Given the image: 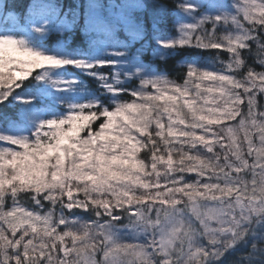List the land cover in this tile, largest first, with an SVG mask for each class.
Here are the masks:
<instances>
[{"label":"snow or ice","instance_id":"1","mask_svg":"<svg viewBox=\"0 0 264 264\" xmlns=\"http://www.w3.org/2000/svg\"><path fill=\"white\" fill-rule=\"evenodd\" d=\"M262 101L264 0H0V264H264Z\"/></svg>","mask_w":264,"mask_h":264},{"label":"trees","instance_id":"2","mask_svg":"<svg viewBox=\"0 0 264 264\" xmlns=\"http://www.w3.org/2000/svg\"><path fill=\"white\" fill-rule=\"evenodd\" d=\"M217 55H219V60L225 62H227L230 58V54H228L226 50H200L196 48L178 49L173 51L172 54L169 56L167 64L160 65V70L167 72L166 75H168L170 79L177 80L180 79L185 73L186 64L184 59L188 60L196 58L198 56L200 59H205L207 57L210 60H214ZM76 75L83 77V74L79 71L76 72ZM25 84H27V82H25ZM88 86L93 89L95 88V85L92 84L90 81H88ZM17 91H20V89H17ZM75 96L79 97L78 95ZM262 103H264V101H262ZM11 130L13 131L15 129H8V131L10 132ZM24 205L30 208V205Z\"/></svg>","mask_w":264,"mask_h":264},{"label":"rangeland","instance_id":"3","mask_svg":"<svg viewBox=\"0 0 264 264\" xmlns=\"http://www.w3.org/2000/svg\"><path fill=\"white\" fill-rule=\"evenodd\" d=\"M257 2H260V0H257ZM175 35H178V33H173ZM189 61H195L199 67H201L202 69H205V70H212V69H215V68H220L222 67V65L219 63V61H216L215 59L213 60H210L208 59L207 57L204 59H200L198 56L196 58H192V59H188ZM186 64V63H185ZM187 69H185V72H186ZM185 74V73H184ZM169 78V77H168ZM170 79V78H169ZM172 80H175V79H172ZM178 82H182L181 79H177ZM73 95V98L74 99H77V100H86L87 99V96L83 93L79 94L77 96H75L74 94H71ZM16 130H11V132H15ZM257 147H259V145L257 144ZM25 206V205H23ZM27 207V206H26Z\"/></svg>","mask_w":264,"mask_h":264}]
</instances>
